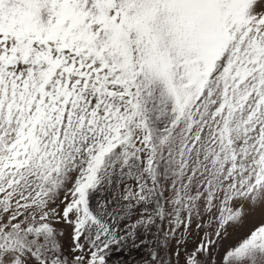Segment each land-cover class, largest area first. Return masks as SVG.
<instances>
[{
  "label": "snow or ice",
  "instance_id": "snow-or-ice-1",
  "mask_svg": "<svg viewBox=\"0 0 264 264\" xmlns=\"http://www.w3.org/2000/svg\"><path fill=\"white\" fill-rule=\"evenodd\" d=\"M0 264H264V0H0Z\"/></svg>",
  "mask_w": 264,
  "mask_h": 264
}]
</instances>
